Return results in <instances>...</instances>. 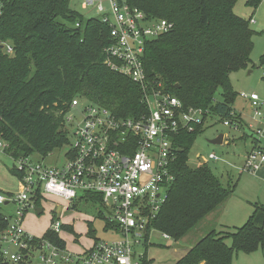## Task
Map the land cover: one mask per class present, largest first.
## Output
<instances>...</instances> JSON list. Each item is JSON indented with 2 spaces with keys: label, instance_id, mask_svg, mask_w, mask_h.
Returning <instances> with one entry per match:
<instances>
[{
  "label": "trees",
  "instance_id": "1",
  "mask_svg": "<svg viewBox=\"0 0 264 264\" xmlns=\"http://www.w3.org/2000/svg\"><path fill=\"white\" fill-rule=\"evenodd\" d=\"M123 1L149 18L173 24L170 32L145 47L148 82L161 84L185 108H199L222 121L243 125L233 109L236 94L229 75L250 64L254 32L249 20L234 14L237 0ZM261 1L247 0V5L256 8ZM0 5V39L14 50L11 56L0 50V137L8 144L5 153L11 158L33 154L44 158L67 146L64 117L75 98L118 118L146 113L141 89L105 66L109 30L97 17L77 14L69 0H0ZM217 91L221 101L214 99ZM204 120L176 139L177 155L170 168L174 182L150 225L175 242L232 196L230 186L224 187L207 166L188 165L189 150ZM12 173L18 175L14 168ZM87 199L100 201L95 195L83 200ZM7 226L0 213V233ZM112 227L105 221V231ZM57 236L49 230L43 239L65 248ZM263 246L264 206L254 204L241 227L211 229L175 264H232L237 253L250 254Z\"/></svg>",
  "mask_w": 264,
  "mask_h": 264
},
{
  "label": "built area",
  "instance_id": "2",
  "mask_svg": "<svg viewBox=\"0 0 264 264\" xmlns=\"http://www.w3.org/2000/svg\"><path fill=\"white\" fill-rule=\"evenodd\" d=\"M82 7L95 9L101 24L108 27L110 44L104 49L105 66L141 89V103L147 111L138 118H118L85 99L75 98L64 117L69 143L63 164L47 168L32 165L28 157L12 158L19 175L18 192L12 201L0 193V205L13 202L18 207L13 218L5 217L8 226L0 233V263L142 264L143 257L136 260L134 248L142 242L147 244L145 232L148 230L149 236L151 221L174 182L170 168L177 155L176 139L183 132H193L194 125L209 117H217L235 130L239 127L199 108H185L161 84L154 86L148 82L143 64L145 47L170 32L172 23L149 18L123 0H84ZM0 50L6 56L14 53L12 45L1 39ZM238 97L248 104L250 120L254 121V125L245 124L253 135V146L246 155L244 169L255 172L264 164V152L259 147L264 142V100L260 102L254 93H240ZM73 111L81 116L82 122L72 131L69 127L73 125ZM7 148L8 144L0 137V151ZM219 159L215 154L209 157L211 162ZM86 195L100 198L108 214L103 215L104 220L115 227L109 230L121 240L93 241L88 249L72 255L24 230L27 210L42 209L37 202L49 196L68 201L64 211L73 200L84 199ZM61 228L60 218L54 215L49 230L57 234ZM162 235L170 239L167 234Z\"/></svg>",
  "mask_w": 264,
  "mask_h": 264
},
{
  "label": "rangeland",
  "instance_id": "3",
  "mask_svg": "<svg viewBox=\"0 0 264 264\" xmlns=\"http://www.w3.org/2000/svg\"><path fill=\"white\" fill-rule=\"evenodd\" d=\"M83 1L69 0V7L84 18L96 17L95 9L90 7L83 9ZM104 7L107 10L108 4L105 3ZM233 12L243 19L254 21L249 24L250 29L254 32L250 64L229 75L230 86L236 94L233 109L236 114L241 116L243 125L235 130L233 127L225 126L217 117L205 119L202 124L203 130L196 136L189 150L188 165L191 168L205 165L224 187L230 186L232 196L219 207L217 216L220 223L237 228L246 222L254 204L264 206V164L255 172H248L244 169L246 155L253 146V135L245 124L254 125V121L250 120L248 104L238 97L240 93H254L260 102L264 100V65L261 64V57L264 55V0L256 8L248 6L247 0H237ZM220 95L221 92L217 91L215 101H221ZM80 103L83 102L80 101ZM72 114L73 125L69 129L73 131L82 122V118L74 111ZM219 135L224 137L221 145L208 143ZM67 146L54 150L44 158L33 154L28 159L35 166L41 164L47 168L59 167L64 162ZM259 147L264 152L263 141ZM212 154L219 156L220 159L211 162L209 157ZM200 159L205 163L201 164ZM14 164V160L7 153L0 151V193L10 201L17 194L19 186L18 175L12 173ZM100 201L78 198L70 203L67 209L68 213L65 212L66 216L61 220L63 228L57 233L58 239L65 245L66 253L75 255L78 253V248L88 249L94 238L105 243L121 240V237L111 230L105 231L103 215L107 217L108 214ZM39 204L38 207L43 209L42 214L37 215L34 209L29 208L24 218L23 228L31 236L43 239L49 231L52 217L59 215V210L62 206L67 207L68 201L49 196ZM17 207L18 205L13 202L8 205H0V213L7 218H13ZM212 226L202 228L200 223L178 242L164 239L160 232L151 230L147 244L142 242L141 245L134 248L136 260H139L138 256H142L145 259V264H175L187 250L210 231L208 227L213 229ZM229 243L228 241L227 244ZM232 264H264V246L250 254L237 253L233 257Z\"/></svg>",
  "mask_w": 264,
  "mask_h": 264
},
{
  "label": "crops",
  "instance_id": "4",
  "mask_svg": "<svg viewBox=\"0 0 264 264\" xmlns=\"http://www.w3.org/2000/svg\"><path fill=\"white\" fill-rule=\"evenodd\" d=\"M223 139H224V137H223ZM226 202V201H225ZM224 202V203H225ZM61 206V205H60ZM63 207H65V206H62V208L59 210V215H57L59 218H60V220H62L63 218H64V216H66V214H65V212H67V210H64L63 211ZM221 207V206H220ZM219 209V208H218ZM218 209L215 211V212H213L212 214H210L202 223H201V226H202V228H205V227H207V226H211V225H213L212 227H213V229H215L216 231L218 230H221L222 228H226V227H228V226H225L224 224H222V223H220L219 221H220V219L218 218V216H217V211H218ZM68 213V212H67ZM250 215V214H249ZM223 223H225V221H222ZM228 228H231V227H228ZM208 229L209 230H211L210 229V227H208ZM203 234V233H202ZM203 236V235H202ZM92 241V244H93V240H91ZM91 244V245H92ZM89 248V247H88ZM87 249V248H86ZM85 250V248H83V247H81V248H78L77 249V252L78 253H76V254H80V253H82L83 251Z\"/></svg>",
  "mask_w": 264,
  "mask_h": 264
},
{
  "label": "water",
  "instance_id": "5",
  "mask_svg": "<svg viewBox=\"0 0 264 264\" xmlns=\"http://www.w3.org/2000/svg\"><path fill=\"white\" fill-rule=\"evenodd\" d=\"M223 142V135H219L218 137H216L215 139L209 141L208 143L209 144H212V145H221ZM200 163L201 164H204V160L200 159ZM36 214L37 215H40L42 214V209H36Z\"/></svg>",
  "mask_w": 264,
  "mask_h": 264
}]
</instances>
